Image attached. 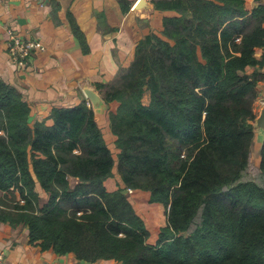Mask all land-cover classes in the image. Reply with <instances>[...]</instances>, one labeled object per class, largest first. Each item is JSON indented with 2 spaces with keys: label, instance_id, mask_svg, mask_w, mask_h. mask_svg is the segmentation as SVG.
Returning a JSON list of instances; mask_svg holds the SVG:
<instances>
[{
  "label": "trees",
  "instance_id": "16d2710c",
  "mask_svg": "<svg viewBox=\"0 0 264 264\" xmlns=\"http://www.w3.org/2000/svg\"><path fill=\"white\" fill-rule=\"evenodd\" d=\"M255 1L249 10L246 0H154L177 14L137 42L113 80L96 83L114 104L111 144L85 99L32 120L29 101L0 76V222L81 261L264 264V144L259 180L247 177L264 80V0ZM115 171L119 186L108 190ZM125 188L165 206L155 243Z\"/></svg>",
  "mask_w": 264,
  "mask_h": 264
},
{
  "label": "crops",
  "instance_id": "0c3cea01",
  "mask_svg": "<svg viewBox=\"0 0 264 264\" xmlns=\"http://www.w3.org/2000/svg\"><path fill=\"white\" fill-rule=\"evenodd\" d=\"M154 0H0V76L15 85L31 104L32 120L49 115L54 105L73 106L85 99L83 88L96 91L97 82L113 80L131 63L137 42L150 32L161 35L164 16L174 10L157 9ZM250 10L255 0H246ZM82 34V45L74 30ZM8 28L24 37L37 38L44 48H36L21 67L7 54ZM261 50H257L260 54ZM264 80L257 84L254 110L264 104ZM99 94H101L99 92ZM106 111L95 117L101 122L105 137L113 143ZM92 107V106H91ZM75 179H72V183ZM108 190L119 186L118 174L104 180ZM41 196L45 192L37 187ZM135 209L149 230V243H155L166 220L162 203L151 202L143 190L129 189ZM0 251L7 264H122L114 258L81 261L73 253L58 254L29 241L23 224L0 222Z\"/></svg>",
  "mask_w": 264,
  "mask_h": 264
},
{
  "label": "built area",
  "instance_id": "2783aa9c",
  "mask_svg": "<svg viewBox=\"0 0 264 264\" xmlns=\"http://www.w3.org/2000/svg\"><path fill=\"white\" fill-rule=\"evenodd\" d=\"M7 30L9 34L7 54L13 62L21 67L27 64L28 57L34 49L44 48L42 41L37 38L24 37L13 28H8ZM0 264H7L2 251H0Z\"/></svg>",
  "mask_w": 264,
  "mask_h": 264
},
{
  "label": "water",
  "instance_id": "95a60500",
  "mask_svg": "<svg viewBox=\"0 0 264 264\" xmlns=\"http://www.w3.org/2000/svg\"><path fill=\"white\" fill-rule=\"evenodd\" d=\"M83 91L86 97L91 102V106L94 111V114L97 117H100L99 114H102L106 111V102L103 99L102 95L99 94L98 91H96L95 89L89 86H85L83 88ZM253 125H254V139L251 145V152H252V146L255 145L256 147H258L257 153H258V156L260 157V149L262 148L264 144V104L259 109V112L256 113ZM127 191H129L128 188L123 189L124 193H126Z\"/></svg>",
  "mask_w": 264,
  "mask_h": 264
},
{
  "label": "rangeland",
  "instance_id": "374dc122",
  "mask_svg": "<svg viewBox=\"0 0 264 264\" xmlns=\"http://www.w3.org/2000/svg\"><path fill=\"white\" fill-rule=\"evenodd\" d=\"M262 90H264V89L262 88ZM147 100H148V98H147V95L145 94L144 101L146 102ZM258 112H259V108H257V110H256V113H258ZM255 147H256L255 145L252 146L251 161H250V166L247 169V177H252V178L257 177L256 180H259L258 163H259L260 157L258 156V153H257L258 147H256V148Z\"/></svg>",
  "mask_w": 264,
  "mask_h": 264
}]
</instances>
